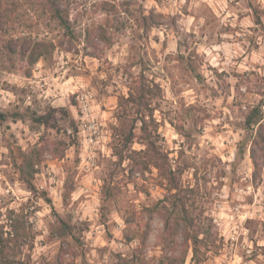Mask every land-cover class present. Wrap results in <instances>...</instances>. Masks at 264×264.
Returning <instances> with one entry per match:
<instances>
[{
  "label": "rangeland",
  "instance_id": "rangeland-1",
  "mask_svg": "<svg viewBox=\"0 0 264 264\" xmlns=\"http://www.w3.org/2000/svg\"><path fill=\"white\" fill-rule=\"evenodd\" d=\"M65 5L0 0V264H264V0Z\"/></svg>",
  "mask_w": 264,
  "mask_h": 264
},
{
  "label": "trees",
  "instance_id": "trees-1",
  "mask_svg": "<svg viewBox=\"0 0 264 264\" xmlns=\"http://www.w3.org/2000/svg\"><path fill=\"white\" fill-rule=\"evenodd\" d=\"M66 0H47L48 7L51 11V14L54 19H56L61 26L64 28L70 29V19L69 14L65 5ZM57 44L52 40H34L31 37H24L21 39H11L5 45V51L10 57H13L15 54L19 55L22 59L26 60L30 67L34 66L42 57L46 56L53 50L57 48ZM28 73H31V69H28ZM57 109L53 108L48 113L34 115L33 120L39 124L46 126H53V121L55 120L54 111ZM65 114L68 113L66 109L61 108ZM253 116L249 117L248 122H252ZM75 124V123H74ZM74 128L77 129V127ZM37 159L28 160L20 167V170L24 173L29 172L34 175L36 162L40 161L39 156H36ZM254 162L257 164L256 158ZM26 180V175H23Z\"/></svg>",
  "mask_w": 264,
  "mask_h": 264
}]
</instances>
